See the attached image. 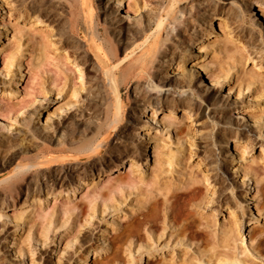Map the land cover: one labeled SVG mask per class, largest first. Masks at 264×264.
<instances>
[{
    "label": "rangeland",
    "instance_id": "1",
    "mask_svg": "<svg viewBox=\"0 0 264 264\" xmlns=\"http://www.w3.org/2000/svg\"><path fill=\"white\" fill-rule=\"evenodd\" d=\"M8 1L0 0V5H2L0 7V44L4 49L10 47L9 50H16L15 52H18L17 56L22 57L21 71H23V73L20 76L22 79V87L18 88V92L23 96V86L29 81L31 72L34 73L36 70V68H33L32 64L35 66L38 64L37 72L39 85L40 87L44 85V91H46L47 94L46 97L39 98L38 95L40 94L37 93L38 91L34 92L35 102L32 105H29L28 102L30 100L26 97V99L24 98L22 101L13 100L14 103L13 101L10 102L11 104L9 103L8 106L9 109L13 107L10 111L9 109L8 111H5L3 107L4 113L0 115V179L14 171V168H16L19 163L28 164L35 156L34 160H37L39 156L51 151H53L55 155H58L59 150L65 147L68 148L75 146V144L84 141V139H90L94 134V132H91L93 129L97 130L103 128V126L107 129L106 127L109 122L115 118V127H118L115 130L117 132L112 129L107 132L105 137L101 139V146L96 154L97 157L99 155L102 156V159L98 158L99 161H97L98 164H96V167L98 168L102 166L100 168L102 169L101 172L107 170V167H112L118 163V159L115 155L118 156L120 152V157L123 156L122 159H125L123 168H120L122 173L112 172V175L114 177L119 175L124 181L125 179L128 180V177L134 176L133 178L136 177L135 181L139 184L141 183L138 181L140 180V177H144L145 179L149 177L151 179L156 175L158 176L157 178L160 179L164 177L165 179L163 178V180H167V184H176L177 182H183L187 175H193V172L194 176L196 175L198 179H200V177L202 178V175H206L207 177L205 176V179H208V181L205 182V186H207L208 190L206 187H203L204 190L201 194L203 195L204 193V196L206 195V197H204L205 199L212 200L207 201L206 199L205 202H208L207 208L198 206L197 208H199V210L197 209V211H200L205 215H207V212L210 214L211 207L214 205L210 217L203 215L210 221L212 219L219 227H223L222 229L225 228L224 230L227 234L228 231H230L229 233L231 235L235 234L233 236H235L236 240H233V236L230 234L231 237L228 236L233 240L230 242H235V244L229 243L233 246L236 245L238 249L244 247L243 249H245L246 252H249H247V255H249L247 261L250 263L252 262L251 264H264V191L258 188L259 186L255 184L254 180L249 179V177L244 178L242 174L243 172H241L243 169L242 166H247L248 164V166L252 165L251 167H256L260 173V177H264V59L261 56L260 58H256L255 61L247 60L249 59L248 52L255 53L257 52L256 50L259 49L258 47L264 45V30L262 26L257 28L252 22L259 20V17L257 16L259 15V12H257L258 9L255 2H250V10L247 11L243 5L245 0H178V2L177 0H134V3H131L129 0H122L120 4L116 5L117 8L113 13L116 19L128 17L131 22L140 18L143 23L147 18L154 17L157 22L151 24V28L145 33L136 30L139 31L138 33L140 34L138 37L135 35V30H130L129 32L122 34L121 38H117L113 32V27L109 25L108 21H103L100 14L95 12L96 14L94 13L92 18L91 9L88 7L89 0H75L76 3L74 0H49L39 8V12L37 11L31 16L30 14L24 15V12H21L24 7L20 8L21 10H18L13 2L10 3V1ZM105 1L106 0H102V2ZM110 1L113 2L114 0ZM202 1L206 4V9H200L201 12L195 11L197 4ZM127 2L130 3L129 9L132 8V13L126 12V10H128ZM184 8L185 15H183L182 20V14L179 11ZM23 10H25V8ZM71 12L75 13H73L72 17H69ZM203 12V17H205L204 21L199 17L201 16L199 13ZM36 13L40 14L37 16ZM153 14L155 15L153 16ZM187 17H190L191 19H188ZM34 18L39 19L37 24H33V22L36 21ZM159 19L162 24H165L163 26L161 25L162 28L166 27L167 24H173L174 22L176 26L179 19L180 21H184L188 26L194 24V26L198 28L202 38L198 45L196 42L192 44L191 51L193 57H205V54L210 56L213 52L216 55L220 54L221 57L225 59L224 61L232 67L231 74H233L230 78V90L226 88V90L222 91V95L226 97L228 101L238 102L239 100H244L250 105L249 107L252 111L251 117L259 119L261 122L254 123V121L250 120L248 116H242L239 114L240 110L238 107H234V111L229 110L220 115L217 113V109L215 111V109L209 107L208 101L198 95L196 91L189 88V75L194 68L189 66L191 63L190 55L188 53H183V49L185 48L180 46L182 44L179 43V38H176L178 37L177 35L173 37L175 39L172 38L174 35H169L171 37L170 39L165 37L166 42L163 44L167 48L170 46L168 48L170 52L167 51L166 54L167 57H170L172 60L171 66L167 67L159 64V62L157 63L158 58H160L158 57V54H153L152 61L156 59L153 62L150 61V55L146 57L148 59H146L148 62L146 63V69L151 67L150 71H152V69H156L158 65L163 66L160 69V73H157L158 76L155 75L161 82L163 81L162 84L157 87L156 85L158 82L156 80L151 84V75H149L150 71L146 72L145 70L140 73L138 78H131L129 83H125L127 81V75L129 76V71H131L128 68L134 64V62H131V58L134 56L136 57V55L137 58L138 56L140 57L142 48H144L145 45L149 44L148 46H151L156 42L154 43V47L159 46V41L164 38V33L162 34L161 31H158L159 29H157V23L160 21ZM206 20L210 21V23L207 24V27ZM168 26L170 28V25ZM141 29L142 28H140V30ZM206 31H211L212 35H206ZM156 34L157 36H160L158 37L159 39H156L157 41L155 40L157 37ZM146 37L149 38L148 42H145ZM38 40H40L42 44H37L36 42H38ZM200 44L202 45V48H199ZM41 45H44V48H42ZM154 47H152L153 50L156 48ZM107 48L115 53L117 56L116 58L119 59L118 61H123L124 56H126L124 60H127H125L124 63H119L114 59H110L105 54V49ZM134 49L135 51L132 53V50ZM2 54L0 53V64L3 63L4 56ZM31 55L32 57H35L31 58ZM97 56L106 61L105 67L109 64H112L111 66H113V64L116 65L119 63V66L122 64V68L128 67V72H118L115 75V80L117 79L116 83H110L106 80L104 75H101L98 69L92 65L93 62L97 63ZM135 57L132 61L135 60L136 62ZM143 58H145V56H141V59ZM260 59L261 61H258ZM257 61L259 63L261 62L260 65ZM127 62H129V65L131 63V65H127ZM66 64L73 69H75L74 67L77 65L75 70L80 69V77H74L75 75L72 76L70 72L66 70ZM151 64L153 65L151 66ZM81 68L83 70H81ZM214 68L218 73H220V70L221 72L225 71V66L221 67L215 65ZM196 70L201 73V70ZM1 72L2 71H0V87L3 85V82L12 86L16 85L18 80V70L16 67L11 68V78L4 77ZM234 73L236 74L234 75ZM54 76L57 79V81H55L58 83L60 82V85L55 82L59 86L57 88L58 90L55 87L50 86L51 83L49 79H51V77L54 78ZM142 77L144 79H141ZM198 79L199 77L195 80ZM200 82L202 87L205 85L208 86L207 82L205 83V80L200 79ZM246 84H252L250 89L246 88ZM162 85L164 87L161 89ZM40 87L38 90H40ZM147 87L152 90L155 89L154 92L156 91V93L158 90H170L167 93L168 95L166 94L167 96H158L160 98L163 96L161 99L165 96L166 99L163 100L164 105L161 104L162 106L159 105V107H155V118L152 116L150 107H146V109L143 108L148 103L145 102V104L142 99L144 98L145 101H148L146 95L149 94L147 92L149 89ZM239 89L241 90V93L238 95ZM137 100H142V106L138 105L139 102ZM133 102L134 104L132 105ZM132 107L134 109H132ZM135 107L141 109L139 110ZM36 108L38 114H34ZM158 108L161 109L159 110ZM124 109L126 111H124ZM214 112L217 114H214ZM106 113L107 115L105 118L104 115ZM168 114H170V118H168ZM101 117H104V119ZM222 118L228 120L244 118L246 121L248 120V125L260 128L258 131L261 133L260 140L254 141L252 149H247L244 153H241L242 150H238V147H236L235 150L234 145L237 143H235L231 137L232 130L229 128L223 129L222 126L221 129L219 128V123H221ZM78 120L81 121V123ZM102 120H104L103 124L101 123ZM98 122H100L102 126ZM106 122L108 124L104 125ZM120 122H122V124H120ZM77 129L79 131H77ZM123 129L124 133H120V130ZM73 133H75V136ZM77 134H80V138ZM113 135L118 138V140L114 139L115 137ZM70 136L72 138H70ZM73 136L75 138H73ZM110 136H113L114 138ZM225 138H229L228 146L230 148L222 149V151L221 147H225L226 145ZM108 139L111 140L110 143ZM129 141L134 146H131ZM62 143L65 145H62ZM123 145H128L129 148ZM110 147L113 148L111 149ZM145 147L147 161L144 165L143 160H141V154H143ZM109 149L113 150L111 151L112 153H110ZM101 153L103 154L101 155ZM106 154H109V156ZM80 157L81 158L69 160L70 163L72 160L76 161H74V163H77V161L83 162V164H79L80 167L77 165V169L79 170L75 172V176L72 177L74 180H62L64 183L61 181V183L58 184L59 188L58 185L52 186V182L48 177H44L43 181L42 176L39 175L28 174V176L25 177V179L28 180V178L35 176L32 180V185L36 184L41 187L42 182V185L46 188L44 189L45 191L42 189L35 190L36 192L34 193L37 194V196L33 193L34 195L29 198V201L34 198L33 203H23L24 196H22L20 200L18 199L15 201V203L18 202V204L13 209L2 210V216H0V264H130L129 262L131 260V264H169L170 261H175L176 258H180L181 255L182 257L189 256L191 252L198 248V246L196 247V245H193L196 242L192 244L190 243L188 246L185 244L181 245L179 242L172 239H170L172 242L170 240L168 241L167 239L169 237H167L166 234L162 235L163 237L161 236V228L163 227L162 220L164 218L163 214L165 213L164 205L162 203L160 204L163 206L159 204V207H162V210L164 211L160 212L161 209H159V211L157 210L158 215H163L160 219L156 215V218H149L146 219V221L145 218L141 216L146 212L144 204L147 203L149 196L146 197L144 195L142 187L136 182L135 188L134 186H123L121 191H116L115 194L111 196V201H107L105 205H102V202L98 200L99 202H97L98 204L96 203L93 216H91V213L86 210V207H84V209L82 208L85 214L83 220L87 219L86 214H89V222L86 221L87 223H85L83 221L84 225L82 224L83 226L81 227L82 230L80 229L79 237L75 240L73 239L72 243L69 242L67 245L62 241L59 243L60 237L65 231L61 224L60 226L58 225V230L56 229L57 236H54L49 232L46 238L43 233L44 230H42L39 225L40 220L36 216L38 211L41 212L43 209H46V213L48 212V214H50L52 213L53 205L56 204V206H58L60 202L64 204L68 202L66 197L71 198V201L74 203L76 202V204L81 205L83 201L81 200L80 195H86V193L90 192L92 188L93 190H96L97 188L95 189V184L101 186V183L104 180H107V175L104 173L99 180L97 174L100 172V169L95 168L93 170L88 163H85L86 157L84 155H80ZM171 159H174L175 166H168V161H172ZM231 159H233L232 164L228 163ZM103 160L105 164H108L109 166L104 165ZM67 161L68 159L64 157L62 161L59 160L56 162H50V164L48 163L46 166H51L49 169V175H52V177L55 176V173H57V170L60 167L59 165ZM53 163L56 165L59 164L57 165L59 167ZM84 163L87 166H85ZM182 168H184V171L182 170L183 172L181 171L180 173ZM214 168H216V170ZM211 169H213V172ZM95 170H98L99 172H96ZM216 171L217 173L214 174ZM79 173L81 174L82 179L85 177V182L81 181L75 193L70 191L66 192L65 190L61 192V188L62 190L64 188L67 189L70 182L73 183L80 179ZM161 173L163 177L161 176ZM151 174H153V176H151ZM211 175L214 176L212 177ZM174 179L177 181L175 182ZM169 180H171V182H169ZM221 180H223L222 185L224 186L221 185ZM215 181L217 182L215 183ZM90 182L91 184H89ZM103 183L102 186H105L106 184ZM91 186L92 188H89ZM6 188V185L0 186V210L2 209L1 207L5 205V196L3 194L6 191ZM50 189H55V191L62 194L59 196L58 192H54L55 195L53 196L47 195L48 193H46V190L49 192ZM89 189L91 190L89 191ZM212 189L215 192L217 191L215 195H212ZM247 190L249 191V194H254L255 199L253 197L243 198L246 197L245 192ZM81 191L83 194L80 193ZM152 194H155L153 193V189L151 195ZM182 195L183 198H187L184 197L186 195ZM216 195L220 196H217V198L220 199L214 201L213 205H211L212 201L215 200L214 198H216ZM56 196L58 197L57 199ZM38 197H40V199L36 202ZM54 197L57 201L52 199ZM144 197L147 199L143 200ZM46 200L47 203H45ZM250 202H255L257 204L263 203V207L257 211L254 209L255 206L253 207L252 204L249 205ZM237 205L242 208L239 209L240 220H237V223L242 221V228L240 230L242 241L237 239L240 235L237 237L236 232L233 233L232 231L234 230H230L234 229V220L238 217L235 212L237 211ZM48 207H50V209ZM144 209L145 211H143ZM244 209H246V212ZM85 210L87 212H85ZM142 211L143 213L140 214ZM159 212L164 213L159 214ZM248 217L253 218L251 223H248ZM132 221L135 226L130 233L131 240L134 242H131V245H129L127 235L129 233L128 231L131 230L129 226ZM156 222L158 223L156 224ZM53 226L54 224H52L51 228H53ZM194 227L195 226L193 225L189 227L191 229L190 234H195L194 237L199 238L201 234H199V231L196 230L197 228ZM195 230L196 232L198 231L197 234ZM251 232L255 233L254 236H252L253 233L250 234ZM83 234L85 240L82 244L80 238ZM198 234L200 236H198ZM249 236L254 239L253 242L249 241ZM139 239L143 241V243H141L142 245L140 244L141 247L139 245ZM238 245L240 247H238ZM251 245L254 248L251 247ZM185 247L187 250L189 249V251L185 250ZM17 249L19 251H17ZM184 251L187 253L189 252V254L186 252L184 253ZM172 256L175 260H172L173 258L171 259ZM67 257L68 263L66 262ZM205 263L206 262L203 264ZM172 264H174V262Z\"/></svg>",
    "mask_w": 264,
    "mask_h": 264
},
{
    "label": "bare ground",
    "instance_id": "2",
    "mask_svg": "<svg viewBox=\"0 0 264 264\" xmlns=\"http://www.w3.org/2000/svg\"><path fill=\"white\" fill-rule=\"evenodd\" d=\"M8 1V0H7ZM10 1V3H12L13 2V4H15V7L18 9V10H21L20 8H22V7H24L25 8V10H23L24 8H22V11L21 12H24V15L26 14V15H28V14H30V16L32 15V14H34L35 12H37L38 10H40L39 8L42 6V5H44V3L45 2H47V1H49V0H9ZM8 1V2H9ZM52 1H54V0H52ZM57 1H59V0H57ZM73 1V0H72ZM75 1V0H74ZM82 1V0H81ZM128 1V0H127ZM131 3H134V0H129ZM63 2V1H62ZM77 2H79V1H77ZM84 2V1H83ZM122 2V0H114L113 2H111L110 0H106L105 2H102V0H89L88 1V3H89V6L88 7H90V9H91V16L96 12V13H98V14H100L101 16H102V18H103V21H108L109 22V25L111 26V27H113V32L115 33V35H116V37L117 38H121V35L122 34H124V33H126V32H129L130 30H135V35L138 37V36H140V34L138 33L139 31L140 32H147V30H149L151 27V24H153V23H156L157 21H156V19L153 17V18H147L143 23H142V20L139 18L138 20H133V21H131L130 22V20L128 19V17H125V18H123V19H116V17H115V15L113 14L114 13V11H115V9L117 8L116 7V5L117 4H120ZM177 2H178V0H177ZM191 2V1H190ZM250 2H255V4L257 5V12H259V15H257L258 17H259V20L258 21H252L253 22V24H254V26L255 27H257V28H259L260 26H262V28H263V30H264V0H245L244 2H243V5H244V8L247 10V11H249L250 10ZM75 3H76V1H75ZM81 3V2H80ZM128 4V10H126V12H133L131 9H129L130 7V3L129 2H127ZM47 4V3H46ZM52 4V3H51ZM189 4V3H188ZM77 5H78V3H77ZM2 5H0V7H1ZM193 7V6H192ZM43 9V8H42ZM191 9V8H190ZM200 9H203V10H205L206 9V4L202 1V2H199L198 4H197V7H196V9H195V11H198V12H201L200 11ZM192 10V9H191ZM20 12V11H19ZM29 12V13H28ZM39 12V11H38ZM93 12V13H92ZM181 14H182V20H183V15H185L184 14V12H185V8L183 9V10H180L179 11ZM205 12V11H204ZM204 12L203 13H199V15H201V16H199V17H201V20H205L204 18L205 17H203L204 16ZM69 13V12H68ZM73 13H75V12H73ZM73 13L71 12V15L69 16V17H72L73 16ZM87 13V12H86ZM95 13V14H96ZM20 14V13H19ZM22 14V13H21ZM37 14V16H38V14H40V13H36ZM35 14V15H36ZM187 14V13H186ZM191 14V13H190ZM23 15V14H22ZM21 15V16H22ZM90 15V14H89ZM155 14H153V16H154ZM206 15V14H205ZM20 16V15H19ZM138 16V15H137ZM157 17V16H156ZM29 18V17H28ZM36 18V17H35ZM34 18V19H35ZM92 18H93V16H92ZM91 18V19H92ZM188 18V17H187ZM190 18V17H189ZM188 18V19H189ZM185 19H186V17H185ZM187 19V20H188ZM191 19V18H190ZM261 19V20H260ZM36 21L35 22H33V24L34 23H38V20L39 19H35ZM96 20V19H95ZM94 20V21H95ZM129 20V21H128ZM160 20V19H159ZM180 21V19L178 20L179 22H178V24H176V26H175V22L173 23V24H167L166 25V27H161V25L163 26V25H165V24H162V22H161V20L157 23V29H159L158 31H161V33L163 34L164 33V38H162V40L161 41H159L158 43L160 44H158L159 46H155L154 47V43H156V42H152L153 43V45H151V46H148V45H145V47L144 46H142V47H144V48H142V52H141V55L140 54H138V55H140V57L138 56V58H137V55H136V57H135V59H136V62H135V60L134 61H132L133 60V58H131V62H134V64H132V66H130L131 65V63H130V65H129V62H127V65H129L130 67L128 68V67H124V68H122L121 66H122V64H120V66H119V63H121V62H125V60H127V59H125L124 60V58L126 57V56H124V58H123V61H118L119 59H117L116 57V55H115V53H113V51L111 50V49H105V54H106V56H108L110 59H114L116 62L118 61L119 63H117L116 65H114L113 64V66H111L112 64H109V65H107L106 67H105V64H106V61L104 60V59H102V58H100V57H98L97 56V63L95 62H93L92 63V65L95 67V68H97L98 69V71H99V73L102 75H104V77L106 78V80H108L110 83H116V80H115V75L118 73V72H124L125 73V71H127V68L128 69H130L131 71H129L130 73H129V76L127 75V81L125 82V83H129V80H131V78H134V79H136V78H138L139 77V75H140V73L142 72V71H146V72H149L150 71V68H148V69H146V63H148L147 62V56H151V58L150 57H148V58H150L151 60L150 61H152V56H153V54H158L159 56L158 57H160V58H158V61H157V63L159 62V64H161V65H165V66H167V67H169V66H171L172 65V63H171V58L170 57H167V54H166V52L167 51H169L168 50V48L170 47H166V46H164L163 44L166 42V40H165V37H168L169 39L171 38L169 35H174V36H172V38L173 37H175L176 35L178 36V37H176V38H179V40H180V42L179 43H181L182 45H180V46H183V48H185V49H183V53H188L190 56V61H191V63L189 64V66H191V67H193L194 68V70L192 71V73L189 75V80H190V84H189V88H191L192 90H194V91H196L197 93H198V95H200L201 97H203L206 101H208V105H209V107H211L212 109H215V111H216V109L218 110V112L217 113H219L220 115H222V114H224L226 111H229V110H232V111H234V107H238L239 108V110H240V112H239V114H241L242 116H248L249 117V119L250 120H253L254 121V123H256V122H261L259 119H254L253 117H251V110H250V105L248 104V103H246L244 100H239L238 102H235V101H228V99L226 98V97H224L223 95H222V91L223 90H226V88H228V90H230V78L232 77V75L233 74H231V72H232V67H230L229 66V64H227L226 63V61H224L225 59L223 58V57H221V55L219 54H215L214 52L212 53V54H210V56H208L207 54H205L204 56L205 57H193V53H192V44L194 43V42H196L197 43V45H198V43H199V41H200V39L202 38V35H201V33H199V30H198V28L196 27V26H194V24L193 25H191V26H188L186 23H184V21ZM73 21V20H72ZM93 21V22H94ZM189 21V20H188ZM193 21V20H192ZM206 22V27L208 26L207 24H209L210 23V21L209 20H206L205 21ZM91 23H92V21H91ZM90 23V24H91ZM76 24V23H75ZM96 24V23H95ZM92 25H93V23H92ZM168 25H170V28H169V26ZM171 25H173V26H171ZM93 27V26H92ZM91 27V28H92ZM94 27H95V25H94ZM140 28H142L141 30H140ZM168 30H167V29ZM211 28V27H210ZM136 30H139V31H136ZM165 30V31H164ZM99 32V31H98ZM97 32V33H98ZM158 33V32H157ZM133 34V33H132ZM143 34V33H142ZM142 34H141V36H142ZM153 34V33H152ZM94 35V34H93ZM92 35V36H93ZM134 35V36H135ZM150 35V34H149ZM160 35V34H159ZM206 35H212V33H211V31H206ZM95 36V35H94ZM154 36V35H153ZM156 36H157V34H156ZM108 37V36H107ZM145 37V36H144ZM158 37H160V36H157L156 38H155V40L158 38ZM94 38V37H93ZM110 38V37H109ZM111 39V38H110ZM126 39V38H125ZM145 39V38H144ZM159 39V38H158ZM173 39H175V38H173ZM227 39H228V37H227ZM40 40L42 41V39L40 38ZM40 40H38V42H36L37 44L38 43H41L42 44V42L40 41ZM98 40V39H97ZM103 40V39H102ZM105 40V39H104ZM148 40H149V38H147L146 37V41L145 42H148ZM168 40V39H167ZM178 40V39H177ZM231 40V39H230ZM230 40H228V41H230ZM130 41V40H129ZM157 41V40H156ZM110 42V41H109ZM131 42V41H130ZM172 42V41H171ZM256 42H257V40H256ZM32 43V42H31ZM132 43V42H131ZM168 43V42H167ZM166 43V44H167ZM258 43V42H257ZM34 44V43H33ZM114 44V43H113ZM145 44V43H144ZM147 44V43H146ZM151 44V43H150ZM155 45H157V44H155ZM258 45V44H257ZM20 46V45H19ZM115 46V45H114ZM139 46V45H138ZM146 46H148V47H146ZM258 46H260V45H258ZM41 47L42 48H44V45H41ZM111 47H113V46H111ZM134 47V46H133ZM133 47H130V48H133ZM152 47H154L155 49L153 50V48ZM6 48V47H5ZM10 48V47H9ZM9 48L7 49H4V47L0 44V53L2 54V52H3V56H4V58H3V63H1L0 64V71H2L1 72V74L2 75H4V77H8V78H11L12 77V72H11V68L12 67H16L17 68V70H18V75H17V77H18V80H17V82H16V85L15 86H12V85H10V84H8V83H4L3 82V85H1V89H0V96H1V98H0V115H2V113H4L3 111L5 110V111H8V109H9V103L10 102H12L13 100L15 101V100H19V101H22L24 98L26 99V97L27 98H29L28 100H30L28 103H29V105H32V104H34V100H35V98H34V92H37L38 94H40V95H38V97L39 98H44V97H46V94H47V92L46 91H44V85H42V87H40V85H39V77H38V72H37V70H38V64L35 66V65H33L32 63V66H33V68H36V73H35V71H34V73L33 72H31V74H30V77H29V81L26 83V85H24L23 86V96L22 95H20V93L18 92V88H20V87H22V83H21V81H22V79L20 78V76H21V74L23 73V71H21L22 70V57L20 56V57H18L17 56V54H18V52H15V51H13V50H9ZM99 48V47H98ZM140 48V47H139ZM199 48H202V45L200 44L199 45ZM259 49L258 50H256L257 52H255V53H250V52H248L249 54H248V57H249V59H247V60H249V61H255V59L256 58H260L261 56L263 57V59H264V56H263V53H264V45L263 46H261V47H258ZM113 49V48H112ZM20 50V49H19ZM115 51H117V50H115ZM126 51V50H125ZM124 51V52H125ZM133 51H135V49L134 50H132V53H134ZM251 51V50H250ZM253 51H254V49H253ZM22 52V51H21ZM170 52V51H169ZM212 52V51H211ZM182 53V52H181ZM117 54V53H116ZM104 55V54H103ZM85 56V55H84ZM128 56V55H127ZM131 56V55H130ZM141 56H145V58H143V59H141ZM241 56V55H240ZM31 58H33V57H35V56H33L32 57V55L30 56ZM91 57V56H90ZM132 57V56H131ZM156 57V56H155ZM247 57V58H248ZM21 58V59H20ZM30 58V59H31ZM130 58V57H129ZM241 58H242V56H241ZM240 58V59H241ZM147 59V60H146ZM181 59V58H180ZM142 60V61H141ZM156 59H154L153 61H155ZM242 60V59H241ZM244 60H245V57H244ZM30 61V60H29ZM78 61V60H77ZM84 61V60H83ZM114 61V62H115ZM152 61V62H153ZM170 61V62H169ZM258 61H261V59L260 60H258ZM257 61V62H258ZM34 63V62H33ZM65 63V62H64ZM67 63V62H66ZM84 63V62H83ZM109 63V62H108ZM229 63V62H228ZM261 63V62H260ZM260 63L258 62V64L260 65ZM30 64V65H31ZM35 64V63H34ZM74 64V63H73ZM75 64H76V62H75ZM86 64H88V63H86ZM126 64V63H125ZM156 64V63H155ZM257 64V63H256ZM67 65V64H66ZM78 65H80V64H78ZM101 65V66H100ZM127 65H125V66H127ZM149 65V64H148ZM153 64H151V66H152ZM161 65H158L157 66V68L156 69H152V71H150L149 72V75H151V79H150V82H151V84L154 82V80H156L157 82H158V84L156 85L157 87L160 85V84H162V82L155 76V75H157V73H160V69H161V67H163V66H161ZM215 65H219V66H221V67H223V66H225V71H222L221 72V70H220V73H218V71H216V69L214 68V66ZM263 65V64H262ZM32 66H31V68H32ZM69 65H67L66 66V70L67 71H69L70 72V74L73 76V75H75L74 77H80L79 76V73H80V69H77V70H75L76 68H77V65H75V69H73V68H70V67H68ZM28 67V66H27ZM30 67V66H29ZM79 67H81V66H79ZM83 68V67H82ZM81 68V70H83ZM153 68V67H152ZM196 69H199V70H201V73H199L198 72V70H196ZM96 71V70H95ZM97 71V72H98ZM128 72V71H127ZM69 74V75H70ZM236 73H234V75H235ZM125 75V74H124ZM145 75H147V74H145ZM118 76V75H117ZM123 76V75H122ZM148 76V75H147ZM158 76V75H157ZM260 76V75H259ZM58 77V76H57ZM130 77V78H129ZM197 77H199V79L198 80H195ZM141 79H144L143 77L141 78ZM200 79H203V80H205V83L207 82V85L208 86H203L202 87V85H201V82H200ZM50 80V83H51V85L50 86H53V87H55L56 89L59 87L56 83H58V82H56L57 81V79H56V77L54 76V78H52L51 77V79H49ZM56 80V81H55ZM60 81V80H59ZM107 81V82H108ZM56 82V83H55ZM136 82H138V81H136ZM60 83V82H59ZM58 83V84H59ZM253 83V82H252ZM2 84V83H1ZM72 84V83H71ZM166 84V83H165ZM60 85V84H59ZM252 85V84H251ZM251 85L250 84H246V88L247 89H250V87H251ZM149 86V85H148ZM40 87V90H38V88ZM152 87V86H151ZM156 87V88H157ZM164 86L162 85L161 86V89L163 88ZM148 88V87H147ZM153 88H155V87H153ZM149 89V88H148ZM58 90V89H57ZM155 90V89H154ZM154 90H152V89H149L147 92L149 93V94H147L146 95V98H147V100L148 101H145V99L144 98H142V96H141V98L143 99V101H144V103L146 102H148L143 108L144 109H146V107H150V110L152 111V116L155 118V116H154V112H155V107H159V105H161V104H163L164 105V99H166L165 98V96H167L168 94V91H170V90H168V89H165V90H158L157 91V93H156V91L154 92ZM119 91V90H118ZM60 92V91H59ZM140 92V91H139ZM144 92V91H143ZM142 92V93H143ZM146 92V93H147ZM239 93H238V95L241 93V90L239 89V91H238ZM71 93H73V92H71ZM141 93V94H142ZM167 94V95H166ZM73 95V94H72ZM139 95V94H138ZM159 95H165L164 96V98L163 99H161L163 96H161V98L160 97H158ZM140 97V96H139ZM137 98V97H136ZM181 98V97H180ZM181 100V99H180ZM14 101H13V103H14ZM38 101V100H37ZM36 101V102H37ZM138 101V100H137ZM142 101V100H141ZM141 101H138L139 103H138V105L140 106H142V102ZM179 101V100H178ZM182 101V100H181ZM136 102V101H135ZM180 102V101H179ZM178 102V103H179ZM12 103V104H13ZM137 103V102H136ZM11 104V103H10ZM25 104H26V102H25ZM24 104V105H25ZM124 104V103H123ZM134 104V102L132 103V105ZM182 104V103H181ZM112 106V105H111ZM136 106H137V104H136ZM138 106V107H139ZM162 106V105H161ZM3 107H4V110H3ZM25 107H26V105H25ZM134 107V106H133ZM132 107V109H134ZM208 107V106H207ZM13 107H11V109H12ZM136 109H139V108H137V107H135ZM142 108V109H143ZM11 109H9V111L11 110ZM19 109V108H18ZM141 109V108H140ZM139 109V110H140ZM159 109V108H158ZM161 109V108H160ZM159 109V110H160ZM15 110V109H14ZM122 110H123V108H122ZM106 111V110H105ZM124 111H126L125 109H124ZM124 111H122V112H124ZM131 111V110H130ZM145 111V110H144ZM208 111V110H207ZM210 111H213V110H210ZM59 112V111H58ZM108 112V111H107ZM114 112V111H113ZM18 113V112H17ZM17 113H15V114H17ZM216 112H214V114H217ZM14 114V113H13ZM34 114H38V110H37V108L35 109V111H34ZM100 114V113H99ZM111 114H112V112H111ZM136 114V113H135ZM103 115V114H102ZM101 115V116H102ZM106 115H107V113L104 115L105 116V118H106ZM113 115H114V113H113ZM125 115V114H124ZM168 115H169V117H168ZM167 115V117L168 118H170L171 116H170V114H168ZM83 116V115H82ZM110 116V115H109ZM108 116V117H109ZM115 117V116H114ZM221 117V116H220ZM75 118V117H74ZM79 118V117H78ZM102 118V117H101ZM123 118H124V116H123ZM134 118V117H133ZM153 118V119H154ZM73 119V118H72ZM89 119V118H88ZM102 119H104V117L102 118ZM111 119V118H110ZM79 121V120H78ZM93 121V120H92ZM98 121H99V119H98ZM106 121V120H105ZM112 121V122H111ZM110 122H109V124L107 123L108 122V120H107V122L106 123H104V125L106 124H108V126L106 127L107 129H105V127L103 126V128H99V129H97V130H95V129H93L91 132H94V134L92 135V137L90 138V139H84V141H82V140H80V141H82V142H80V143H78V144H75V146H71V147H68V148H63V149H61V150H59V154L58 155H55V153L53 152V151H51V152H49V153H47V154H44V155H41V156H39L38 157V159L37 160H34L35 159V157H34V159H32V161H28L29 163L28 164H21V163H19V165H17L16 166V168H14L15 170L14 171H12V172H10V174L9 175H7V176H5V177H3V178H1L0 179V186L1 185H6V191L4 192V196H5V205L3 206V207H1L2 209L0 210V216H2V214H1V212H2V210L3 209H7V210H11V208L13 209L17 204H18V202H16L15 203V201L16 200H20L21 198H22V196H24L23 198V203L25 202L26 204H27V202H29V204H31V203H33V201H34V198L31 200V201H29V198H31V196L32 195H34L35 193L34 192H36L35 190H40V189H42V190H44L46 187L44 186V185H42L43 183L41 182V187L40 186H37L36 184L35 185H32V180L34 179V177L32 176V177H30V178H28V180L27 179H25V177L26 176H28V174H30V175H39V176H42V181L44 180V177H48V178H50V181L52 182V186L54 185V186H56V185H58L59 183H61V181L62 180H67L68 181V179H73L72 177L73 176H75V172H77L79 169H77V167L79 166V164H83V162H78L77 161V163H74V161L72 160V162L70 163L69 162V160L70 159H78V158H81L80 157V155H84L85 157H86V161H85V163H88L90 166H91V168H93V170L96 168H98V167H96L97 165L96 164H98V162L97 161H99L98 160V158L100 159L102 156H96V154H97V151H98V149L100 148V146H101V139L102 138H104L105 137V135L107 134V132L110 130V129H112L113 131H116L115 129L116 128H118V127H115V123H116V119L115 118H113L112 120H111ZM123 121V120H122ZM80 123H81V121H79ZM84 122V121H83ZM101 122V121H100ZM100 122H98L100 125H101V123L103 124V122H104V120H102V122L100 123ZM263 122V121H262ZM63 123V122H62ZM88 123V122H87ZM94 123V122H93ZM72 124V123H71ZM71 124H69L70 126H72ZM76 124V123H75ZM74 124V125H75ZM79 124V123H78ZM89 124V123H88ZM96 124V123H95ZM120 124H122V122H120ZM125 124V123H124ZM220 124V126H219V128L221 129L222 127H223V129H225V128H229V129H231L232 130V135H231V137L233 138V141H235V143H237V144H235L234 145V148H235V150H236V147H238L237 149L238 150H242L241 151V153L243 152H245L247 149H252V147L254 146V141H256V140H260V137H261V133L260 132H258L259 130H260V128L259 127H253V126H250V125H248V120L246 121L244 118H241V119H226V118H222L221 119V123H219ZM92 125V124H91ZM59 126V125H58ZM98 126V125H97ZM102 126V125H101ZM119 126V125H118ZM120 126H122V125H120ZM222 126V127H221ZM95 127V126H94ZM99 127V126H98ZM261 127V126H260ZM66 128V127H65ZM64 128V129H65ZM125 128V127H124ZM90 129V128H89ZM95 130V131H94ZM77 131H79L78 129H77ZM88 131V130H87ZM221 131V130H220ZM63 132V131H62ZM84 132V131H83ZM117 132V131H116ZM115 132V133H116ZM125 132H127V131H125ZM229 132H230V130H229ZM120 133H124V129L123 130H120ZM74 134V136H75V133H73ZM72 134V135H73ZM67 135V134H66ZM71 135V136H72ZM78 135V134H77ZM76 135V136H77ZM80 135V134H79ZM78 135V136H79ZM87 135H88V133H87ZM115 135V134H114ZM113 135V136H114ZM68 136V135H67ZM66 136V137H67ZM70 136V138H72ZM73 136V138H75ZM90 136V135H89ZM113 136H110V137H113ZM126 136V135H125ZM263 136H264V133H263ZM84 137V136H83ZM85 137H87V136H85ZM115 137V136H114ZM113 137V138H114ZM120 137H122V136H120ZM69 138V137H68ZM79 138H80V136H79ZM124 138V137H123ZM264 138V137H263ZM61 139V138H60ZM83 139V138H82ZM114 139H116V140H118V138H114ZM72 140V139H71ZM109 140V139H108ZM113 140V139H112ZM224 140V139H223ZM225 140H226V145H225V147H221V150L223 149H229L230 147L228 146V142H229V138H225ZM61 141V140H60ZM110 141L111 140H109V143H110ZM114 141V140H113ZM119 141H122V140H119ZM119 141H118V143H119ZM124 141V140H123ZM126 141V140H125ZM8 142V141H7ZM64 143H65V140H64ZM76 143V142H75ZM128 143V142H127ZM129 143H130V141H129ZM124 144V143H123ZM131 144V146H134V145H132V143H130ZM62 145H65V144H63L62 143ZM108 145V144H107ZM126 145V144H125ZM125 145H123V146H125ZM114 146V145H113ZM130 146V147H131ZM147 146V145H146ZM61 147V146H60ZM103 147H104V145H103ZM125 147H128V145L127 146H125ZM59 148V147H58ZM62 148V147H61ZM106 148V147H105ZM109 148V147H108ZM111 148V147H110ZM113 148V147H112ZM111 148V149H112ZM124 148V147H123ZM129 148V147H128ZM135 148V147H134ZM48 149V148H47ZM118 149V148H117ZM126 149V148H125ZM43 150V149H42ZM110 150V149H109ZM123 150V149H122ZM122 150H120V151H122ZM131 150V149H130ZM222 150V151H223ZM111 151H113V150H110V153H112ZM117 151V150H116ZM119 151V150H118ZM125 151V150H124ZM129 151V150H128ZM40 152V151H39ZM109 152V151H108ZM42 153V152H41ZM105 153V152H104ZM107 153V152H106ZM118 153V152H117ZM103 153H101V155H102ZM119 154H120V152H119ZM118 154V156H116L115 155V157H117V159H118V163H116L115 165H113L112 167H110L108 164V166L109 167H107V170H103L102 172H101V170L102 169H100L101 167H99L98 169H100V172L97 170H95L96 172H99L98 174H97V178H99V180H100V177H102L103 175V173L104 174H106L107 175V180H104L102 183L103 184H106L105 186L103 185L102 186V183H101V186L100 185H97V184H95V189L96 190H93V188H92V186L91 187H89V188H92V190L91 189H89V191L90 192H85L86 193V195H84L83 193H82V191L80 192V193H82L83 195H80L81 196V200L83 201V203L81 204V205H78V204H76V202L74 203L73 201H71V198H68V197H66L67 198V200H68V202L67 203H61L60 201V203H59V205L58 206H56V204L55 205H53V207H52V213H50V214H48V212L46 213V209H43L41 212H39L38 211V213L36 214V216L39 218V220H40V226H41V228H42V230H44L43 231V233L45 234V237L47 238V236H48V233L50 232V233H52L54 236H57V232H56V229H57V227H58V225L60 226V224H61V226L62 227H64V229H65V231H64V234L63 235H61V237H60V240H59V243H60V241H62V242H64L65 243V245H67L69 242H73L72 240L74 239H76V238H78L79 237V232H80V229H81V227L84 225L83 224V221L85 222V223H87L86 221H88L89 222V218H90V215L89 214H86V217H87V219H85V220H83V217L85 216V214H84V212H83V209H84V207H86L87 209L86 210H88L90 213H91V216H93V212L95 211L94 209H95V206H96V203L97 202H99V201H101L102 202V205L104 204L105 205V203L107 202V201H109L110 200V198H112L111 196H113L114 194H115V192L116 191H121L122 190V187L124 186V187H126V186H134V188L136 187V184H135V180H136V177L135 178H133V177H128V180H126L125 178V181L122 179V177H120L119 175H116V177H114L112 174V172H118V173H122V171H120V168L122 167L123 168V165H124V160L125 159H122L123 158V156L122 157H120V155ZM248 154V153H247ZM106 155H108L109 156V154H106ZM139 155H140V152H139ZM142 156H141V160H143V164L145 165L146 164V161H147V159H146V147L144 148V150H143V154H141ZM67 158L68 159V161L67 162H64V163H60L61 165H59V164H57V165H59V166H57L56 164H54V165H56L57 167H59V171L57 170V173H55L54 171V173H55V176H53L52 177V175H49L50 174V167L51 166H46L48 163L50 164V162H56V161H62V159L63 158ZM84 157V158H85ZM126 157V156H125ZM140 157V156H139ZM143 157V158H142ZM102 159V158H101ZM140 159V158H139ZM243 159H244V157H243ZM109 160V159H108ZM172 161H168V166H175V161H174V159H171ZM232 161H233V159H231L230 160V162H228V163H231L232 164ZM252 162H254L253 160H251ZM23 162V161H22ZM76 162V161H75ZM101 162V161H100ZM103 162H104V160H103ZM109 162H111V161H109ZM84 163V165L85 166H87L86 164ZM104 165H106L105 164V162L103 163ZM215 164V163H214ZM78 165V166H77ZM106 165V166H107ZM216 165H218V164H216ZM10 166V165H9ZM55 166V167H56ZM81 166H83V165H81ZM105 166V167H106ZM252 166V165H251ZM251 166H248V164H247V166L245 165V166H242L243 167V169H242V171L241 172H243L242 174H243V177L245 178V177H249V179H252V180H254L255 181V184H257V186H259L258 188L259 189H261L262 191H264V177L262 176V177H260V173L258 172V170L256 169V167L254 168V167H251ZM80 167V166H79ZM213 167H214V165H213ZM213 167H211V168H213ZM217 167V166H216ZM8 168V167H7ZM218 168V167H217ZM53 169H55V168H53ZM57 169V168H56ZM85 169V168H84ZM84 169H83V172H84ZM184 168H182L181 170H180V173H181V171L183 170ZM215 170H216V168H214ZM81 170V169H80ZM213 169H211V171H212ZM219 170V169H218ZM158 171V170H157ZM184 171V170H183ZM182 171V172H183ZM51 172H52V170H51ZM86 172H88V171H86ZM92 172V171H91ZM95 172V173H96ZM159 172V171H158ZM173 172V171H172ZM171 172V173H172ZM186 172V171H185ZM193 172V171H192ZM213 172V171H212ZM81 173V172H80ZM79 173V174H80ZM186 173H188V172H186ZM191 173V172H190ZM189 173V174H190ZM217 173V171L214 173V174H216ZM259 173V174H258ZM78 174V173H77ZM84 174V173H83ZM90 174V173H89ZM93 174V173H92ZM91 174V175H92ZM155 174V173H154ZM185 174V173H184ZM195 174H197V173H195ZM209 174V173H208ZM86 175V174H85ZM88 175V174H87ZM181 175V174H180ZM77 176V175H76ZM80 176V179H78L76 182H70V185L68 186V188L67 189H65L64 188V186H63V190H62V188L60 189L61 190V192H63L64 190L66 191V192H72V193H75V191H76V189H77V187L79 186V184L81 183V181H84L85 182V177L82 179L81 177V174L79 175ZM89 176V175H88ZM128 176V175H127ZM127 176H125V177H127ZM151 176H153V174H151ZM161 176H162V173H161ZM206 176V175H205ZM205 176H203L202 175V178L200 177V179H198V177L195 175L194 176V172H193V175L191 174V176L189 175H187L186 177H185V179H184V181L183 182H181V183H174V184H171V183H169V184H167V180L166 181H164L163 180V178H157L158 176H154V178L152 177L151 179L148 177L147 179H145L144 177H140L139 179L140 180H138L139 182H141V183H137L139 186H141L142 187V190H143V192H144V195L146 196V197H148V199H147V203L146 204H144L145 205V209H146V212H145V214H142L141 216L142 217H144L145 218V220L146 219H149V218H153V217H155L156 215L159 217V219H160V217L162 216L163 217V215H164V218H163V227L161 228V231H162V233H161V236L162 235H167V237H169L168 239H167V237H166V239L169 241L170 239H172V240H174V241H176V242H179V244H185V245H189L190 243L192 244V243H194V242H196V243H194L193 245H196V247L198 246V248H196L195 246V250L193 251V252H191L190 254H189V252L187 253L186 251H184V253L186 252L187 254H189V256H184V257H182V255H181V257L180 258H176V260H175V258H173V256L171 257V259L172 260H175V261H170V262H174V264H195V262H196V264H203L204 262H206L207 264H251L249 261H247L248 259L247 258H249L248 256L249 255H247L248 253L246 252V250L245 249H243L244 247H240L239 245H238V247H240V249H238L237 248V246L235 245V246H233V245H231V244H235V242H230L232 239L234 240H236V238H235V236H233V235H235V234H230L229 232L230 231H228V234L225 232V228L224 229H222L223 227H219L211 218V221L209 220V219H207V217H205V216H211V210H212V207L214 206L213 205V202L214 201H217L218 199H220V198H217V196L218 195H216V198H214L215 200H213L212 201V203H211V205H213L212 207H211V210H210V214H209V212H207V215H205L204 213H202V212H200V211H197V209L199 210V208H197L198 206L200 207V206H202V208H207V204H208V202L207 201H209L210 199H207V201L205 202V198L204 197H206V195L204 196V193H203V195L201 194V192L204 190L203 189V187H206V189L208 190V188H207V186H205V182L206 181H208V179H205L206 177ZM212 177L214 176V175H211ZM90 177H92V176H90ZM160 177V176H159ZM209 177V176H208ZM211 177V178H212ZM216 177V176H215ZM40 178V177H39ZM79 178V177H78ZM93 178V177H92ZM138 178V177H137ZM165 179V178H164ZM47 180V179H46ZM74 180V179H73ZM219 180V179H218ZM26 181V182H25ZM161 181H163V182H161ZM174 181H175V179H174ZM177 181V180H176ZM175 181V182H176ZM181 181H182V179H181ZM222 181L223 180H221V185L223 184L222 183ZM40 182V181H39ZM45 182V181H44ZM63 182V181H62ZM92 182H93V180H92ZM99 182V181H98ZM169 182H171V180H169ZM212 182H213V180H212ZM217 181H215V183H216ZM37 183V182H36ZM64 183V182H63ZM220 183V182H219ZM226 183V182H225ZM40 184V183H39ZM45 184V183H44ZM89 184H91V182L89 183ZM244 184V183H243ZM64 185V184H63ZM68 185V184H67ZM67 185H66V187H67ZM92 185H93V183H92ZM214 185V184H213ZM52 186H49V187H52ZM62 186V185H61ZM87 186H89V185H87ZM138 186V187H139ZM222 186H224V185H222ZM222 186H220V187H222ZM93 187H94V185H93ZM58 188H59V185H58ZM58 188H57V190H58ZM214 188V187H213ZM224 188V187H223ZM257 188V187H256ZM49 189V188H48ZM88 189V188H87ZM139 189V188H138ZM152 189H153V193H155V194H152L151 195V193H152ZM216 189V188H215ZM226 189V188H225ZM126 190V189H125ZM217 190V189H216ZM45 191V190H44ZM59 191V190H58ZM58 191H55V189H50L49 190V192H48V190H46V193H48L47 195H50V196H53V195H55V193H57ZM55 192V193H54ZM217 192V191H216ZM213 189L211 190V193H212V195H215V193H216ZM34 193V194H33ZM220 193V192H219ZM60 194H62V193H60V192H58V195L60 196ZM68 194V193H67ZM182 194H184V195H186V196H184V197H187V198H183L182 196ZM36 196H37V194H35ZM40 195H41V193H40ZM75 195V194H74ZM150 195H151V197H150ZM220 195V194H219ZM245 195H246V197H243V198H254V194H252V193H250L249 194V191L247 190L246 192H245ZM68 196V195H67ZM180 196H181V198H180ZM34 197V196H33ZM218 197H220V196H218ZM36 198V197H35ZM58 197L56 196V199H57ZM150 198V199H149ZM40 199V197H38L37 199H36V202L38 201ZM52 199H54V201H57V200H55V197L54 198H52ZM145 199V197L143 198V200ZM145 199V200H146ZM255 199V198H254ZM99 200V201H98ZM212 200V199H211ZM210 200V201H211ZM80 201V200H79ZM82 201H80V202H82ZM111 201V200H110ZM144 202H146V201H144ZM45 203H47V200H46V202ZM160 203H162L163 205H164V209H165V213L163 214V213H160V212H162V211H164V210H162V207H159L161 204ZM40 204V203H39ZM80 204V203H79ZM98 204V203H97ZM160 204V205H159ZM253 205V207L255 206V208L254 209H256L257 211H259L260 210V208L261 207H263V203L261 204H257V203H255V202H253V203H251L250 202V204L249 205ZM21 205H22V203H21ZM163 205H161V206H163ZM205 205V206H204ZM29 206V205H28ZM159 207V208H158ZM247 207H248V205H247ZM49 209H50V207H48ZM47 208V209H48ZM83 208V209H82ZM104 208V207H103ZM193 208V209H192ZM237 211H235L236 213H237V216L238 217H236L235 218V220H234V224H233V227H234V229H230V230H234V231H232L233 233L234 232H236V236L237 237H239V235H240V230H241V228H242V221H239V223H237V220L239 219L240 220V215H239V213H240V210L239 209H242L240 206H238L237 205ZM145 209L143 210V211H145ZM159 209H161L160 210V212H159V214H163V215H158V213H157V210L159 211ZM196 209V210H195ZM210 209V208H209ZM85 210V212H87ZM214 210V209H213ZM245 210V212H246V209H244ZM143 211L142 212H140V214L141 213H143ZM205 211V210H204ZM25 212V211H24ZM205 212V213H206ZM213 212V211H212ZM22 213H23V211H22ZM139 214V215H140ZM205 216H204V215ZM209 214V215H208ZM156 216V217H157ZM34 217H35V215H34ZM36 217V218H37ZM85 217V218H86ZM155 217V218H156ZM21 218V217H20ZM158 219V218H157ZM157 219H156V221H157ZM158 219V220H159ZM162 219V218H161ZM135 220V219H134ZM247 220H248V223H251L252 221H253V218L252 217H248L247 218ZM147 221V220H146ZM149 221V220H148ZM44 222H46V223H44ZM152 222V221H151ZM155 222V221H154ZM149 223V222H148ZM148 223H146V224H148ZM158 222H156V224H157ZM160 223V222H159ZM212 223H215V224H212ZM52 224H54V226H53V228H51L52 227ZM83 224V225H82ZM152 224H153V222H152ZM151 224V225H152ZM155 224V223H154ZM155 224V225H156ZM39 225H38V227H39ZM87 225V224H86ZM85 225V226H86ZM195 226L197 229L196 230H198L199 231V234H201V236L198 234V236H200L199 238H197V237H194V235H191L190 234V232H191V229L189 228L190 226ZM134 222L132 221L131 223H130V226H129V228L131 229H129L130 231H128L129 233H128V235H127V238H128V242H129V245H131L130 243L132 242V238H131V231H132V229L134 228ZM150 226V225H149ZM218 226V227H217ZM61 227V228H62ZM194 227V228H195ZM40 228V227H39ZM40 228V229H41ZM136 228V227H135ZM191 228H193V227H191ZM39 229V230H40ZM190 229V230H189ZM254 229V228H253ZM58 230V229H57ZM82 230V229H81ZM196 230H195V232H196ZM252 230V229H251ZM198 231L196 232V234L198 233ZM256 231V230H255ZM156 232V231H155ZM254 232V231H253ZM253 232H251L250 234H252ZM160 234V233H159ZM233 236V238L231 239V238H229L228 236ZM254 234L255 233H253L252 234V236H254ZM133 236V235H132ZM153 236V235H152ZM227 236V237H226ZM230 236V237H231ZM134 237V236H133ZM158 237V236H157ZM160 237V236H159ZM163 237V236H162ZM45 238V239H46ZM166 239H164V240H166ZM237 239H239V240H241V235H240V237L239 238H237ZM84 240H85V238H84V234L81 236V238H80V241H81V243L83 244L84 243ZM232 240V241H233ZM253 238L251 237V236H249V241H251V242H253ZM167 241V242H168ZM171 241V240H170ZM242 241V240H241ZM134 242V241H133ZM132 242V243H133ZM172 242V241H171ZM231 244H230V243ZM141 243H143V241L141 240V239H139V245L141 244ZM174 243V242H173ZM241 243V242H240ZM128 245V246H129ZM142 245V244H141ZM141 245H140V247H141ZM71 246V245H70ZM242 246V245H241ZM130 247V246H129ZM251 247H253L252 245H251ZM254 248V247H253ZM19 249V248H18ZM17 249V251H19ZM139 249V248H138ZM185 250H187L186 249V247L184 248ZM183 249V250H184ZM129 251V250H128ZM131 251V250H130ZM187 251H189V249L187 250ZM191 251V250H190ZM93 252H95V251H93ZM181 253V252H180ZM182 254V253H181ZM186 254V255H187ZM68 256V255H67ZM84 258H86L85 256H84ZM71 259V258H70ZM131 259V258H130ZM59 260V259H58ZM67 260H68V257L66 258V262H67ZM86 260H87V258H86ZM70 261V260H69ZM169 261V260H168ZM252 261V260H251ZM64 262H65V260H64ZM63 262V263H64ZM85 262V261H84ZM131 262H132V260L129 262L130 264H131ZM169 262V264H172V263H170ZM68 263V262H67ZM205 263V264H206ZM254 263V262H253ZM168 264V263H167ZM256 264V263H255Z\"/></svg>",
    "mask_w": 264,
    "mask_h": 264
},
{
    "label": "trees",
    "instance_id": "3",
    "mask_svg": "<svg viewBox=\"0 0 264 264\" xmlns=\"http://www.w3.org/2000/svg\"><path fill=\"white\" fill-rule=\"evenodd\" d=\"M261 20V19H260Z\"/></svg>",
    "mask_w": 264,
    "mask_h": 264
}]
</instances>
